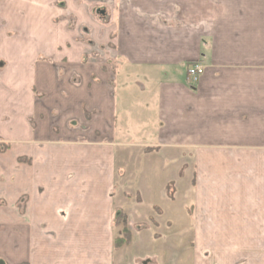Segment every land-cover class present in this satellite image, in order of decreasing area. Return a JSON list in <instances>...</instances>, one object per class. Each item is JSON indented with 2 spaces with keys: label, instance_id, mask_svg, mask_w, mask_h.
<instances>
[{
  "label": "crops",
  "instance_id": "obj_1",
  "mask_svg": "<svg viewBox=\"0 0 264 264\" xmlns=\"http://www.w3.org/2000/svg\"><path fill=\"white\" fill-rule=\"evenodd\" d=\"M41 2L64 26L43 49L0 0V264H148L152 230L171 236L151 264H264V0ZM9 58L31 60L24 84ZM138 167L156 189L124 201Z\"/></svg>",
  "mask_w": 264,
  "mask_h": 264
},
{
  "label": "rangeland",
  "instance_id": "obj_2",
  "mask_svg": "<svg viewBox=\"0 0 264 264\" xmlns=\"http://www.w3.org/2000/svg\"><path fill=\"white\" fill-rule=\"evenodd\" d=\"M45 2L46 0H20V5L17 7V9L11 13V16L15 19V21L20 24V29H18L17 31H12V33L16 34L17 36L20 35V37L22 38L21 40H23L27 45L29 46H33L34 44L31 43V41H27V39H32V37L34 35V38L36 40V38H39V46L41 49H43V45L46 43V45H49V41L50 39H58L59 35L62 33V31H64V26L62 23L63 28H54L50 27L49 25V13L48 11H46L47 7H45V4H42V2ZM29 3V4H28ZM59 6V5H58ZM91 14L94 13L95 17H99V15H96L97 13L94 12H90ZM101 14L104 15L105 11L101 10ZM59 18H61L60 15H58ZM106 17V16H105ZM104 17V18H105ZM63 21V19H62ZM33 22L35 23L33 25ZM68 26L72 29V30H76L77 32V39L82 41V43L87 47V49L89 51L93 50V46H94V42L91 36V31L90 28H88V26H77V24L75 23L74 20L69 21ZM29 29V31H28ZM0 45L3 46L2 43H0ZM107 46V45H106ZM109 46V45H108ZM104 47V46H103ZM102 47V48H103ZM88 58V57H86ZM12 62L13 60V65L15 69L16 73H13L14 70L9 71V75H13L14 79L13 81H20L21 84H24L26 81H28V79H30L31 74L30 72H27L28 68L30 67L29 64H31V60L29 61V63H27L26 61L28 60L27 58H19V59H13V58H9ZM87 60V59H85ZM19 68H18V67ZM32 69V67H30ZM30 69V70H31ZM12 78H10L9 81H11ZM17 90L11 91L8 90L6 91V96H10L12 93H17L18 92V97H16V95H12L10 96V99L12 98H19V101L22 103L27 100L28 96L27 93L22 89V88H14ZM0 99H1V95H0ZM2 147V145H1ZM0 147V148H1ZM147 170V169H146ZM144 169H141V167L138 168H133L132 171L130 172V174H134L131 175L130 178V186L126 183V181L121 178L122 174H119V179L120 184L117 187V193L118 195H120L121 193H123V195L121 194V197L123 198L124 201H126V199L128 200H132L134 201V196L137 195L136 194V184L139 185V188H142V190H146L147 192H150V190L148 189L149 186H153L154 190L156 189V187L154 185L148 184V179H149V175L152 177V183L155 184V180H156V174L154 171L150 172V171H146ZM134 179H132L133 177ZM123 189V192H121V190ZM132 189V191H131ZM134 192V193H133ZM154 193V191H152ZM156 195V193L154 194V196ZM128 200V201H129ZM189 202V201H188ZM134 206L135 202H131L128 203V205ZM188 204V203H187ZM121 224H117V235H120L121 233ZM153 230L151 231V234L146 235V240H144V244H145V248L146 250H143L141 252H143L145 254V259H147L146 261H148V264H151L154 261H156V259L158 260V262H161V258L166 259V250H167V244L165 243L167 240H169L170 236L168 235H162L161 233L155 235L152 234ZM131 233V232H130ZM176 236L179 237V234H176ZM182 236V235H180ZM184 240V245L188 243V237H186ZM131 242V239H130ZM129 242V243H130ZM160 245V246H159ZM124 246V245H123ZM165 246V247H164ZM135 244L134 246H131L130 248H128V253H129L128 257L129 259L134 256V252H135ZM120 248V247H119ZM118 248V249H119ZM131 254V255H130ZM170 254V258L173 259V261H176L177 258V251H171ZM120 255V254H119ZM134 260V259H133ZM130 262L129 264H135V262ZM165 261V260H164Z\"/></svg>",
  "mask_w": 264,
  "mask_h": 264
},
{
  "label": "trees",
  "instance_id": "obj_3",
  "mask_svg": "<svg viewBox=\"0 0 264 264\" xmlns=\"http://www.w3.org/2000/svg\"><path fill=\"white\" fill-rule=\"evenodd\" d=\"M3 148L1 147L0 150ZM121 224V233L115 237L114 245L115 248L122 247L123 245L129 244L131 239V233L127 226L126 217L123 212L117 214L116 225Z\"/></svg>",
  "mask_w": 264,
  "mask_h": 264
},
{
  "label": "built area",
  "instance_id": "obj_4",
  "mask_svg": "<svg viewBox=\"0 0 264 264\" xmlns=\"http://www.w3.org/2000/svg\"><path fill=\"white\" fill-rule=\"evenodd\" d=\"M202 63H194L187 69L186 82L188 85L193 86L196 84L203 73Z\"/></svg>",
  "mask_w": 264,
  "mask_h": 264
}]
</instances>
